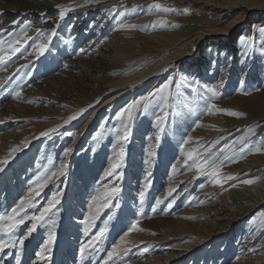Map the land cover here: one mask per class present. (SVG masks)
<instances>
[{"label":"rangeland","instance_id":"rangeland-1","mask_svg":"<svg viewBox=\"0 0 264 264\" xmlns=\"http://www.w3.org/2000/svg\"><path fill=\"white\" fill-rule=\"evenodd\" d=\"M212 2L213 6L205 0H0V59L6 61L0 64V216L6 218L0 226L6 229L12 209L34 188L39 191L16 217H23L24 223L10 232L20 233L15 246L29 253L17 249L9 263L24 251L28 264H264V121L245 122L243 116L229 115L234 111L227 107L235 98L244 101L264 91V60L253 42L264 29V0ZM155 4L170 11L157 10ZM253 5L255 11L249 8ZM230 7L228 17L221 16L220 10L225 13L223 8ZM237 18L243 19L240 26L234 25ZM195 22H203V29ZM131 24L136 26L134 33L127 29ZM208 27L216 33L203 40L195 36ZM152 31L179 35L176 49L160 56H186L161 77L129 84V94L101 108L126 90L116 81L143 66L151 45V39L144 38L148 48L119 51L116 42L126 45L121 40L134 38L135 32ZM41 43L47 45L43 55L34 50ZM13 47L19 51L13 53ZM161 58L154 56L155 64ZM123 60L122 67L114 65ZM169 82L171 92L158 128L152 113L156 101L166 95L157 90ZM208 87H215L217 95ZM203 98L227 114L214 132L189 146L180 145L173 128L188 106L184 100L202 103ZM241 107L239 112L245 113ZM129 111L130 131L123 140ZM64 118L70 119L68 124L52 131ZM249 129L253 134L238 143ZM98 132L101 135L93 139ZM257 145L260 152L254 151ZM121 148L122 166L108 175L112 164L121 161ZM213 156L217 160L205 164ZM198 164L204 165V174ZM216 165L219 171L211 175ZM62 166L65 174L53 176ZM250 172L259 173L250 189L247 183L234 180L236 186L228 179ZM37 177L39 183L48 179L43 189ZM113 186L120 191L102 207ZM54 196L59 203L29 234L35 223L30 217L39 215ZM90 211L96 219L88 224ZM135 221L142 230L129 232ZM50 236L51 245L42 251ZM121 237L125 243L109 260L108 252Z\"/></svg>","mask_w":264,"mask_h":264},{"label":"bare ground","instance_id":"bare-ground-1","mask_svg":"<svg viewBox=\"0 0 264 264\" xmlns=\"http://www.w3.org/2000/svg\"><path fill=\"white\" fill-rule=\"evenodd\" d=\"M205 1H207V3H209V4L214 3V2H212L213 0H205ZM109 4H111V3L108 2V3H105L104 5L109 6ZM210 6H213V4ZM232 7L223 8L226 11L225 13L223 12V10L222 11L220 10V12L222 13L221 16L228 17L229 13L232 11L231 10ZM249 8L252 11H255L257 9V7L254 5L252 7H249ZM135 14H136V15H134L135 19L138 21L139 15L137 13H135ZM262 16H263V14H262ZM256 18H257V16H256ZM258 19L259 18H257V20ZM262 19L264 20V17ZM126 20H127V18L124 19V21H126ZM242 20H243L242 18H240L239 20L237 18V21H235V22L233 21L234 25L240 26L243 22ZM202 23L201 22H195L194 25L196 26V24H197V27H202ZM231 25H233V24H231V22H230L229 26H231ZM131 26H133V25L131 24V25L127 26V29H129V31L132 32L135 29V27H131ZM208 28H211V27H208ZM202 29H203V27H202ZM158 30H160V29H158ZM133 33H134V31H133ZM137 33L138 32H135L134 38L130 37V38H127V40L126 39H123V40L120 39L121 41H126L127 44L123 45V44H120V42H116L117 46H118L117 48H119V51H123V49H126V48L127 49H133L134 47L140 48V45H143L144 48H148L147 47L148 41H146L144 38L151 39V45L149 46L150 50L146 54L147 57L144 59L146 63L141 61L143 66L138 67L137 69L135 68L136 69V71H135L136 75H135V73H133L135 76L133 75L131 77H121L120 79H118L116 81V85L117 86H126V90L123 92H120V93L116 94L115 96L111 97L110 99H108L101 106V108L104 106H107L108 104H110L112 102H116L118 99L125 96V94H127L129 91H132V89H129L131 87H128L129 84L131 86H134L135 84L145 83V81L147 79H151L153 77H161L162 75H164V74L168 73L169 71H171L172 69H174V61L175 60L179 61V60H181V58L186 56V55H182V54H176L174 60L173 59H167L166 57H162V55L164 53L169 52V51H174L176 49L178 44L175 40L178 39L179 35H176L173 33L172 34H166L167 32L162 33L161 31H160L161 34L155 33V31H152L151 33L146 32L145 35H141V34H137ZM168 33H171V32H168ZM215 33L216 32H214L213 29L211 28V29H208L207 31H201V32L197 33L195 36L197 38H202L201 40H203V39L207 38V37L203 38L204 36H209L210 34H215ZM246 33H249V29L247 32H244V34H246ZM229 34H230V31L227 30L226 31V37H228ZM175 35H176V37H175ZM211 36H216V35H211ZM117 39L118 38H116L115 41ZM164 41H165V44L168 43V44H166L167 46H164ZM253 42H255L254 45L258 49V50L257 49L256 50L258 51V53H257L258 57L260 56L259 59L264 60V32H261V35L259 34V36L257 38H254ZM163 48H165V50L166 49H168V50L164 51ZM175 53H176V51H175ZM160 54H162V55L160 56ZM154 56L155 57L159 56L160 58L162 57L161 62H157L155 64ZM148 61H150V62H148ZM123 62H126V61L123 60V61L115 63L114 65H116L117 68H120L124 65ZM145 66H147V69H145ZM250 66H251V64H250ZM252 69H253V67H252ZM142 71H145V72H143V74H142L141 73ZM132 72H134V70H132ZM126 74H128V73H126ZM125 75L122 74V76H125ZM155 85L159 86V83H155ZM234 91H235V89L230 91V93H231L230 95H232ZM170 92L171 91L169 90V92L165 93L166 97H164L165 99H163L162 102L156 101L155 109H154V112L152 113V114H154L153 117H155L156 119L158 117L162 116L164 109H165V104H166V101H168V96H169ZM184 104H188V106L185 108V110H183L184 112L182 113V115L180 117H177V121H176L177 125H175L176 127L173 128L175 131V136L179 140H181L180 145H184V146H189V144H193V142H195V140L200 136L206 137V135H209L210 133L214 132V127L218 126V124L221 123L222 119L227 114V112H225V109H222L219 105L216 106V109H222L224 111H217L216 109H212L211 105L209 104V102L207 101L206 98H203L202 103H196L194 101L184 100ZM227 107L234 112H239L240 107H241L242 111L245 112V115L243 116L245 122L257 121L258 119H261V121H264V91H262L259 94H255L252 97L245 99L244 101H241L240 99L235 98L233 100V103H231V104L228 103ZM179 112H181V110H178L177 113H179ZM76 119H78L77 116H76ZM69 121H70L69 118H64L63 121L58 122L55 126H53L52 129L64 126ZM190 125H191V128L189 129V132L187 133V129ZM183 133H185L186 138H185ZM189 136L192 137V140L189 141L188 143H184V141L187 140V138ZM188 153H190V152H188ZM258 174H259L258 172H256V173L250 172L247 176H245V175L241 176L242 178L240 176H233L231 179H229V181L232 182L233 185L234 184L236 185L234 180H236L237 184L244 182V181H247V180H255L256 181L255 183L248 184V188L250 189L256 183H258V177H257ZM237 180H239V181H237ZM219 181H220V179H219ZM236 186H238V185H236ZM226 203H228V201ZM228 205H229V203H228ZM220 208H223V207H220ZM227 208H229V207H227ZM249 210L251 211L252 209H249ZM227 211H230V210H227ZM256 217H258V215ZM256 217H254V218H256ZM253 221H254V219H253ZM250 223H251V219L248 220V222L246 223L247 226H249ZM16 239H20V233H18L17 231L13 232V233L4 231L3 235L0 234V241L5 242V244L7 245L2 250H0V264H13L11 262L9 263V261H11V257L13 256V254L18 253V250H17L18 246L15 247L16 243L14 244ZM246 239L247 238H245L244 240H246ZM241 244L242 243H240L239 245H241ZM261 244H263V243H261ZM20 248L24 249V251L27 252L25 247H20ZM251 250L254 251V249H251ZM24 251L20 253V258H18L17 261H14L15 262L14 264H28L27 263L28 262L27 261L28 256L26 255V252H24ZM12 262H13V260H12Z\"/></svg>","mask_w":264,"mask_h":264},{"label":"snow or ice","instance_id":"snow-or-ice-1","mask_svg":"<svg viewBox=\"0 0 264 264\" xmlns=\"http://www.w3.org/2000/svg\"><path fill=\"white\" fill-rule=\"evenodd\" d=\"M153 7H155L157 10H163V11H170L169 9H166V8H161V5L160 4H155ZM65 16V11L64 10H61L60 12V19L62 20ZM31 27V24H26L24 26V28H22L20 30V34L21 35H24L26 34V30L28 28ZM131 27H136V26H131ZM262 32H264V29H261ZM56 33L55 31H53L51 33V36H55ZM51 36H47L46 39L50 40L51 39ZM242 42H244V45L246 48H250L252 45L250 42L246 41L245 38H241ZM3 44L4 42L3 41H0V51H3ZM35 51H38V54L39 55H43L45 53V51L47 50V45L44 44V43H41V44H37L35 46ZM11 51L13 53L19 51L18 48H11ZM29 55H31V53H29ZM3 63H6V61H4L3 59H0V64H3ZM170 87H171V82L169 83H166L161 89H158L157 91L160 92V93H167L169 92L170 90ZM195 91V88L193 89ZM207 91L212 93L214 96L217 95V90L215 87H208L207 88ZM20 93H17V96H19ZM133 108L135 106H132ZM211 108L212 109H216V105L213 104L211 105ZM217 111H224L222 109H216ZM229 115H232V116H237V117H242L245 115V113H242V112H228ZM123 115V114H122ZM76 117L73 116L72 119H75ZM128 121L129 123L125 124L124 125V129H125V132H124V136L122 137L123 140H127L128 138V133L130 131V124H131V121H132V116H131V112L129 111V115H128ZM163 124V117H158L157 118V127L159 128L161 125ZM199 126V125H198ZM52 131H55V129H53ZM253 129H249L248 133L245 134L244 136H241L238 143H244V141L248 138L249 135L253 134ZM42 135H45L47 136L48 133L45 132V133H42ZM101 135V133H97L95 137H93V139H96L98 138L99 136ZM192 140V137L189 136L187 138V140L184 141V143H188L189 141ZM216 143H219V140L216 141ZM262 149L259 145H257L254 149L255 152H260ZM71 149H69L68 151L65 152V155L67 156L68 155V152H70ZM233 151V148H229L228 149V152H232ZM123 155H124V151H123V148H121V151H120V157H121V161L119 163H114L112 164L111 168L108 170V175H112L113 173H115L121 166H122V158H123ZM188 158L191 160L193 159V156L191 154H189ZM227 155L225 156V159H227ZM244 157L242 156L241 159H243ZM217 160V157L216 156H213L211 157V160H205V164H209L211 162H214ZM3 163H7V161H3ZM197 168L201 170V174H204L203 172V168H204V165H197ZM177 171L175 168H173V172ZM219 171V166L216 165L214 166L213 168V171L211 173V175H216V173ZM66 172V168L64 166H62L59 170H57V172H54L52 175L53 176H62L64 175ZM120 175L122 176V173H120ZM232 177H228V179H231ZM40 177H37V182L39 183L40 181ZM219 183V181H217ZM256 181L255 180H247V181H244V183H247V184H252V183H255ZM48 183V179H45L43 183H39V188L40 189H43V187ZM149 185L148 183H145V188H147ZM201 187H203V185H201ZM119 188H117L116 186H113L110 190H109V195L105 198L104 202H103V205L102 207H108L109 206V200L112 198V196H114L115 194H117L119 192ZM171 194V192L169 193V195ZM32 195H39V191H37L35 188L32 190L31 193H29V197H31ZM29 197H26L24 199H21L19 204L12 209V215L7 217V220L11 221V223L7 226V228H3L2 226H0V231H7V232H11L18 224H22L24 223V218L21 217L19 220L16 219V217L19 215V213L21 211L24 210L25 206H26V203L28 206H31V200L29 199ZM141 200H143V193H141ZM162 201L161 200H157L156 203L157 204H160ZM59 203V198L58 196H54L52 198L51 201L48 202V205L47 207L43 208V210L39 213V215H33L32 217H30V219L32 221H35V223L32 224L31 228L29 229V234H31L32 231H34L37 227V224L44 221L45 217L48 215L49 212H51L56 204ZM96 200L94 198V201H93V206L96 205ZM6 218L4 216H0V221H4ZM96 219V216L93 215V213L90 211L89 212V217L86 221V223L88 224H91L92 221ZM54 223V222H53ZM139 224V221H135L131 228L129 229V232L131 231H139V230H142V229H139L137 227V225ZM103 233V229L101 230V234ZM128 235V233H125V237ZM125 237H121V241H120V244H114L111 251L108 252V259L111 260L113 258L114 255H118L119 251L121 250L120 246L121 244L125 243ZM26 238V237H25ZM20 245L22 246L23 243H24V240L21 239L19 241ZM52 243V237L50 236L49 237V241H48V245L45 246V248L42 250V251H47L48 250V246H50ZM7 245L5 244V242L3 241H0V250H2L4 247H6ZM87 247V246H85ZM83 251V249H82ZM105 264H107V261H105Z\"/></svg>","mask_w":264,"mask_h":264}]
</instances>
